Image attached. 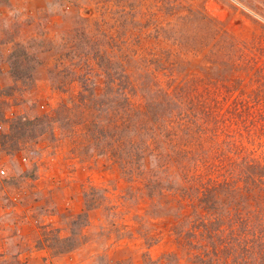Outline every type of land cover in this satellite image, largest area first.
Masks as SVG:
<instances>
[{"label":"rangeland","instance_id":"1","mask_svg":"<svg viewBox=\"0 0 264 264\" xmlns=\"http://www.w3.org/2000/svg\"><path fill=\"white\" fill-rule=\"evenodd\" d=\"M0 127V264H264V0H0Z\"/></svg>","mask_w":264,"mask_h":264},{"label":"trees","instance_id":"2","mask_svg":"<svg viewBox=\"0 0 264 264\" xmlns=\"http://www.w3.org/2000/svg\"><path fill=\"white\" fill-rule=\"evenodd\" d=\"M27 122V121H26ZM248 169V171H246V173H247V177H246V179H248V180H250V182H253V183H255L256 184V182L258 181V180H260L262 177H264L263 175H264V165H262V164H255V165H246V167H245V169ZM254 176H258L257 178L256 177H254ZM256 178V179H255ZM261 180H264V179H261ZM259 182V181H258ZM258 186V185H257ZM258 189H260V190H264V186L262 187L261 185H259L258 186ZM249 190V192H251V189L249 188L248 189ZM220 191V190H219ZM226 191H227V198H229V200H228V203L227 204H229V203H231L232 202V200L235 198V196H236V192H235V189H227L226 188ZM215 192H217V190L216 189H209V190H207L206 191V193H204V198L202 199L203 200V203L207 206V208H209V209H214L215 208V206L219 203V205H220V202H221V200H220V198L217 196V194L215 193ZM235 202H237L236 200H234ZM86 203H87V199H86ZM85 203V204H86ZM167 209H166V212H170V211H172V207L169 205V206H167L166 207ZM83 214H86V212H84ZM81 216H83V215H81V214H79L77 217L78 218H76V219H74L73 221H72V226L73 227H79V226H82L80 223L78 224V221L80 220V218L79 217H81ZM83 225H84V223H83ZM73 230V231H72ZM71 233H72V235H76L75 233V229L74 228H72L71 229ZM73 240H70V242L68 243V242H66V243H64L63 245L65 246H63V245H61L60 243H58L57 245H59V248L60 249H68V250H70L71 248H72V246H75L74 244H73V242H72Z\"/></svg>","mask_w":264,"mask_h":264},{"label":"built area","instance_id":"3","mask_svg":"<svg viewBox=\"0 0 264 264\" xmlns=\"http://www.w3.org/2000/svg\"><path fill=\"white\" fill-rule=\"evenodd\" d=\"M1 137H2V131L0 127V142H1ZM6 175V169L4 167H0V177Z\"/></svg>","mask_w":264,"mask_h":264}]
</instances>
